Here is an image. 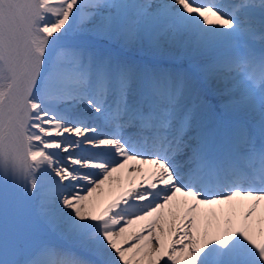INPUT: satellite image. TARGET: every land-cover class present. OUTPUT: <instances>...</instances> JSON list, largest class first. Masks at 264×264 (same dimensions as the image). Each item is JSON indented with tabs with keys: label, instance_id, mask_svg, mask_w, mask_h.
<instances>
[{
	"label": "snow or ice",
	"instance_id": "obj_1",
	"mask_svg": "<svg viewBox=\"0 0 264 264\" xmlns=\"http://www.w3.org/2000/svg\"><path fill=\"white\" fill-rule=\"evenodd\" d=\"M0 264H264V0H0Z\"/></svg>",
	"mask_w": 264,
	"mask_h": 264
},
{
	"label": "bare ground",
	"instance_id": "obj_2",
	"mask_svg": "<svg viewBox=\"0 0 264 264\" xmlns=\"http://www.w3.org/2000/svg\"><path fill=\"white\" fill-rule=\"evenodd\" d=\"M123 54L126 56H129V57H132V58H136V59H140V58L146 56V53H144V52L132 51V50L126 51Z\"/></svg>",
	"mask_w": 264,
	"mask_h": 264
}]
</instances>
